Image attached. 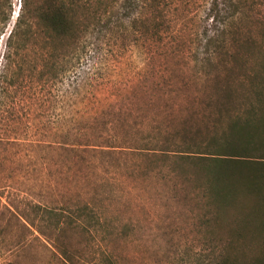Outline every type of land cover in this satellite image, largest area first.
Wrapping results in <instances>:
<instances>
[{"label": "rangeland", "instance_id": "rangeland-1", "mask_svg": "<svg viewBox=\"0 0 264 264\" xmlns=\"http://www.w3.org/2000/svg\"><path fill=\"white\" fill-rule=\"evenodd\" d=\"M209 4L171 2L161 21L160 42L140 36L145 27L133 17L128 39L121 33L89 34L94 49L86 50L81 66L93 67L87 83L76 93L68 87V78L30 89L25 99L36 92L42 99L30 115L16 104L19 91L16 96L15 90L5 93L0 104V264H65L57 244L68 247L76 264H99L102 244L112 254L115 248L118 254L134 255L135 264L144 259L158 264L170 250L227 236L229 217L220 229L193 217L207 207L200 177L183 179L177 170L170 173L174 164L149 161L129 151L152 131L204 114L218 99L210 91L213 85L230 77L237 81L246 69L264 65L263 14L215 22L208 16ZM19 5L20 0H13L8 30ZM152 24L147 21L145 26ZM7 36L8 31L0 43V61ZM122 43L130 48L117 49ZM121 93L126 95L121 98ZM92 113L97 117L90 118ZM50 132L54 135L42 140L53 142V147L39 150L42 159L36 160L42 162L21 152L16 139L27 140L33 133L42 138ZM30 202L65 211L89 203L104 213L108 226L91 235L70 227L60 232L30 208ZM239 202V207L249 203L242 197ZM124 222L134 225L128 242L102 235V230L113 232V226Z\"/></svg>", "mask_w": 264, "mask_h": 264}, {"label": "trees", "instance_id": "trees-1", "mask_svg": "<svg viewBox=\"0 0 264 264\" xmlns=\"http://www.w3.org/2000/svg\"><path fill=\"white\" fill-rule=\"evenodd\" d=\"M174 1L20 0L18 15L5 40L0 61V104L5 93L15 90L16 96L19 91L21 97L16 104L30 115L36 112L34 108L42 105V99L37 92L28 100L25 94L30 89L46 88L59 79L71 80L68 87L73 93L78 92L93 70L91 65L86 70L81 67L86 50L94 49L89 34L113 32L114 36L121 33L128 39L133 17V21L145 27L140 36L160 42L161 21L167 15L165 8ZM208 1V16L215 22L236 15L264 16V0ZM13 12V0H0V43L8 31ZM147 21L153 22L151 28H146ZM129 48L122 43L117 49ZM95 49L101 48L96 45ZM243 76L237 81L230 77L220 85H213L210 91L218 97L216 104H209L198 118H188L167 129L152 131L129 147L132 154L137 153L149 161L174 164L171 174H176L177 170L186 180L200 177L202 198L207 207L193 217L202 225L220 229L228 217L232 221L225 225L227 236L197 243L198 249L190 246L184 250H170L158 264H264V65L246 69ZM125 95L121 93L120 97ZM95 117L97 113L90 115V118ZM49 135L54 133L43 134L42 138L33 133L27 140L19 138L16 141L27 158L39 162L41 160H36L42 159L39 150L53 147V142L42 140ZM71 149L76 150L75 146ZM241 197L249 201L245 207H239ZM28 205L60 232L70 227L91 235L108 226L104 213L89 203L75 211L43 203L30 202ZM132 230L134 225L124 222L121 227L113 226V232L102 230L101 233L105 238L113 234V242L118 239L128 242ZM59 238L54 239L56 243ZM101 242L106 240L101 239ZM102 247L99 264H135L134 255L118 254L115 248L112 254L104 244ZM55 248L65 264H76L74 254L66 245L57 244ZM85 259L84 254L82 260ZM140 264L151 263L144 259Z\"/></svg>", "mask_w": 264, "mask_h": 264}, {"label": "water", "instance_id": "water-1", "mask_svg": "<svg viewBox=\"0 0 264 264\" xmlns=\"http://www.w3.org/2000/svg\"><path fill=\"white\" fill-rule=\"evenodd\" d=\"M19 7H20V5H19ZM19 7H18V10H19ZM10 31H11V30H8V34L10 33Z\"/></svg>", "mask_w": 264, "mask_h": 264}]
</instances>
